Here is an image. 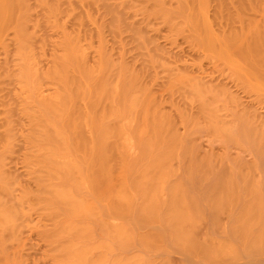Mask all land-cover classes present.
<instances>
[{"label": "bare ground", "instance_id": "obj_1", "mask_svg": "<svg viewBox=\"0 0 264 264\" xmlns=\"http://www.w3.org/2000/svg\"><path fill=\"white\" fill-rule=\"evenodd\" d=\"M127 1L35 0L33 6L29 0H0V33L13 30L14 54L23 61L18 63L15 76L23 95L17 110L9 108L8 112L9 116L18 113L17 119L26 120L25 134L22 133L26 145L24 164L28 180L35 185L34 191L22 190L16 196L14 186L19 179L5 170L6 157L12 154L18 136L10 118L0 136V264H25L20 257L9 258L8 251L13 243L20 246L22 229L29 225L31 212L51 223V228L43 230L40 238L47 244L46 257L52 264H148V259L131 252L130 248L136 244L152 255L171 247L190 259L196 258L198 263L201 260L217 264L235 250V245L216 244L214 238L215 243L210 241L212 237H207L208 242L206 238L200 241L196 230L205 213L216 217L223 210L238 208L233 216L230 212V219H234L228 228L232 238L249 258L264 250V208L257 184L260 177L257 176L258 181L250 180V171L256 166L243 165L245 171L239 173V170L223 168L222 164L215 169L208 157L193 155V147L187 151L186 141L176 134L171 118L147 98V84L144 86L142 80L144 72L149 73L157 63L153 55L141 63L145 71L140 68L138 72L127 64H114L101 48L98 63L92 68L85 64L83 53L74 48V42L68 43L65 38L60 55L54 57L46 72H39L28 60L37 49L36 29L48 28L50 17L59 12L56 8L68 9L72 3L102 6L111 32L121 35L129 30L134 49L141 53L150 45L147 44L149 37L146 39L147 35L143 34L146 29L127 21L128 12L140 11L146 18L153 16L174 33L184 27H199L198 21L193 22L196 19L184 13V0H176L174 10L167 8L163 0H142L141 7ZM235 1L217 0L216 14L222 18L228 6L236 8L234 14L227 16V22L246 24L247 33L252 37L246 43L245 58H250L257 68L264 67V31L252 24L245 13L264 9V0ZM32 6L40 9V19L32 20ZM85 17L91 21L89 15ZM43 43L42 40L38 48ZM2 71L8 74L7 70ZM176 76L182 82H189L185 76L173 77ZM177 79L171 82L179 83ZM43 81L55 86L46 99L41 95ZM195 84L182 87V91L186 98L198 104L196 115L204 118L213 131L218 129L216 133L223 130V135L228 133V137L229 134L234 137L235 133L228 129L229 122H224L219 115L217 92L220 88L216 92L214 85L216 89L206 86L209 83ZM244 112L237 116L241 127H236L235 132L242 136L257 134L254 115L250 111L253 116L247 119ZM184 117L193 130L196 120L192 116ZM130 122H136L135 129L127 126ZM133 137L138 151L135 163L130 156ZM181 151L186 154L187 166L183 176L179 179L176 176L175 180L171 177L175 172L172 164L181 157ZM92 226L99 229L106 241L94 238L98 233ZM98 248L111 253L112 260L103 257L93 260L91 253ZM128 250L129 255H123Z\"/></svg>", "mask_w": 264, "mask_h": 264}, {"label": "rangeland", "instance_id": "obj_2", "mask_svg": "<svg viewBox=\"0 0 264 264\" xmlns=\"http://www.w3.org/2000/svg\"><path fill=\"white\" fill-rule=\"evenodd\" d=\"M163 1L166 4L165 6L170 10H174L173 8L177 6L176 0ZM127 2L137 6L140 3L143 6L142 0H128ZM183 2L186 3L184 13L196 19L193 22L198 21L199 27H184L178 33H174L171 28L169 29L165 24L161 25L159 19L155 20L156 18H153V16L146 18L145 15L143 17L140 11L131 12L133 14H129L128 12L127 15H130V17L127 16V18L129 17L128 22L137 24L138 28L146 29L143 31V34L147 35V37L145 36L146 39L149 37L147 41L150 43L147 44L150 45L145 46L144 50L148 49L146 53H144V50L142 52L145 57L141 51L134 49L135 44L132 41L131 32H128L129 30L127 31L128 33L123 31L124 33L121 35L111 32L107 26V22H105L106 19L102 6H82L72 3V6L68 9L59 8L57 10L56 8L55 11L59 12L50 17L51 23L49 27L36 29L38 30L36 32L37 49L34 50L33 55L28 60L34 63L32 66L35 68L37 66L39 72H46L52 66L54 57L60 55L62 46L66 44L64 42L65 38L68 39V43L72 44L74 42V48L83 53L85 64L92 68L98 63L101 48L104 54L110 56L109 60L114 62V64H127L132 66V69H137L136 71L138 72H140V68L142 72L145 71L141 65V63L144 64L143 60L145 61V58H147L145 62L149 61L152 57L153 59L155 58L157 62L156 65L154 64L155 67L151 68L150 71L148 70L149 73L144 72L142 80V82L144 81V86L147 84L145 87L148 89V100L153 103L155 101L157 108H160L159 111L171 118L176 134L180 138L182 137V141H186V143L184 142L186 144L184 146L188 147V149L184 148L188 151L189 149L192 150L193 147L195 149V152L192 151L193 155H197L199 158L208 157L213 167L216 166L214 167L215 169L222 164L223 168L226 169L228 167L233 171L234 169L239 170V173L245 171L243 170L245 169L243 165L253 164L256 166L254 170L250 171V180L254 178V180L258 181L260 179L257 184H259L258 186L261 190V205L264 208V67L257 68V65L250 58H245V46L250 41L252 35L247 33L248 28L246 24H241L238 21L233 23L227 22V16L234 14L236 11V8L233 6H228V9L223 12L222 18H220L215 10L217 0H184ZM29 3L34 6L35 0H29ZM33 6L32 20H38L41 15L40 9ZM259 10H247L245 13L250 18L252 24L255 26L257 24L258 29L263 32L264 9ZM86 15H89L91 21L86 19ZM143 21H145L144 24ZM133 23L132 25H135ZM42 40L44 42L43 46L38 48ZM13 41L14 34L12 29L0 33V136L4 133L6 120L11 118L15 123L14 127H16L15 130L18 132V136L16 137L17 141L14 143L15 146L12 154L10 153V156L6 157L5 170L9 175L18 177L19 182L14 186V194L18 196L22 190L34 191L35 185L28 180V170L24 164L26 145L22 133H24L27 127L26 120L18 118L21 120L19 122L20 120L18 121L17 119L18 113L9 116L10 113L8 112L9 108H13L14 111L17 110L21 100L20 96L23 95L20 85L15 79L17 65L18 63H23V61H19L16 58ZM153 48L157 50L155 49V51ZM151 50H154L155 53ZM150 54L153 56L150 57ZM4 69L8 71V74L2 71ZM175 75L187 77L190 83L182 82L183 79L181 81L180 79L178 80L177 76L173 77ZM190 77L194 83H191ZM174 78L180 82H171ZM181 82L182 84H180ZM196 82L201 85L202 83L205 85L209 83L206 86H210L209 88L212 89L217 88L216 92L220 88V91L217 92L219 94L217 96L219 101L217 104L220 109L219 115L222 116L224 122H229L230 125L228 126L229 128L225 124L218 125L232 130L231 133H235L234 137H231V134H229V138L226 135L228 133H225L226 131H224L225 134L223 135L221 132L223 130H220V134H218L219 130L216 129L218 131L216 133L217 131H213L212 127L210 128L211 125L204 118L196 115L198 104L186 98L185 93L182 91V87L189 84L194 85ZM42 83L41 95L43 99H46L53 93L55 86L48 81H43ZM221 86L224 89H221ZM221 90L223 92L226 91L225 94ZM154 98L155 100H153ZM241 109L247 113V116L245 112V114L243 113L247 119L254 115L255 119L253 120L252 117V120L259 130L257 134L252 132V136H242L240 135L241 133L235 132L236 127H241V122L237 117L242 112H240ZM184 113L196 120H192L197 124L193 130H190L188 124L182 119L183 116H185V119H188V116L184 115ZM17 122H19L18 125H16ZM127 126L135 129L136 122L127 123ZM243 132L242 128V134ZM237 137H240V140ZM231 138H234V140ZM130 143H133L131 144L130 156L132 157V163H135V157L138 152L136 139L133 137ZM184 152L181 151V157L174 160L175 163L172 164V167L175 172L171 177L174 176L175 178L177 176L176 178L179 179V176H183L187 166H185L187 164V157ZM183 154L186 158H184ZM257 176L260 177L258 180ZM238 210H223L216 217H212L209 214L206 215L205 213V218L200 222L202 224L196 230V236L200 241L206 238L205 242H208V239L212 237L209 240L214 243L217 240L216 244L221 243L225 246L235 245V250L226 254L222 261L217 262V264H264V250L262 251L263 254L260 252L257 254L258 256L255 255V257L249 258L242 252L239 242H236L232 238L233 235L231 234L233 233L229 230V224L232 222L233 217L230 219V212L232 215L233 211L238 212ZM29 217V225L22 229L20 246L18 245L17 247V244L15 245L14 243L9 245L8 256L11 259L13 257H20L25 264H52V261L46 257L49 250L46 246L47 244L40 238V233L47 228H51V223L50 221H45L46 219L44 218H39L35 212H31ZM111 221L113 223L118 222V220ZM92 228L93 230L96 228L98 231H96L98 234L94 231V235H100L98 236L100 239L97 236H94V238L102 240L104 235L99 233L100 231L97 227L92 226ZM104 239L107 238L105 237ZM230 242L236 244H231ZM135 246L132 249L130 248L131 252L136 253L135 256L148 259V264H210L201 260L198 263L196 258L190 259L184 254L181 255L178 249L171 247L170 249L167 248V251H157L155 254L153 252L154 255H152V252L145 250L141 246H137V244ZM114 249H117L116 252L118 251V248L115 247ZM119 251L117 253H121ZM129 253L130 251L128 250L127 253L123 252V255H129ZM100 257L108 261H111L113 258L111 257V253L109 254L104 249L98 248L92 251L91 258L93 260H98Z\"/></svg>", "mask_w": 264, "mask_h": 264}]
</instances>
